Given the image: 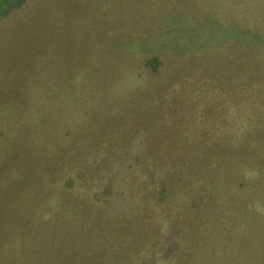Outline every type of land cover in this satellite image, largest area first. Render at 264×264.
I'll return each mask as SVG.
<instances>
[{"label": "rangeland", "instance_id": "1", "mask_svg": "<svg viewBox=\"0 0 264 264\" xmlns=\"http://www.w3.org/2000/svg\"><path fill=\"white\" fill-rule=\"evenodd\" d=\"M0 264H264V0H0Z\"/></svg>", "mask_w": 264, "mask_h": 264}]
</instances>
